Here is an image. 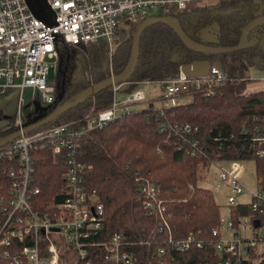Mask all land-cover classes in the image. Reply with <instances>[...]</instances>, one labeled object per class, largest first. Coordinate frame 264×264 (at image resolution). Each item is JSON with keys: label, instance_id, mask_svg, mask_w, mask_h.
<instances>
[{"label": "trees", "instance_id": "1", "mask_svg": "<svg viewBox=\"0 0 264 264\" xmlns=\"http://www.w3.org/2000/svg\"><path fill=\"white\" fill-rule=\"evenodd\" d=\"M214 5L194 2L172 15L191 39L213 47L236 46L247 23L264 15V0H220ZM134 27L130 38L118 44L111 73L104 62L108 51L105 41L73 46L59 40L56 45L59 62L63 58V65H69L73 51L84 60L82 78L72 81L66 78L64 101L125 68L137 28ZM210 28H214L216 38L204 40L202 31ZM263 40L264 25L252 31L248 39L250 46L231 53L205 55L187 48L168 25L154 24L143 32L131 82L154 84L164 89L169 80L178 76L182 65L202 60L220 66L232 80L210 95L206 90H192L190 102L169 108L161 107V94L157 99L160 104L149 100L147 106L139 107L124 119L76 140L80 160L91 166L86 177L88 188L97 190L105 207L103 230L98 240L121 234L126 243L123 248L134 257L133 264H217L227 258L233 259L235 264H264V248L259 252L250 247L249 257L241 260L231 253L217 251L212 244L213 230L220 226L221 205L211 187L199 185L200 167L208 165L222 170L220 163L233 159L245 163L253 161L258 175L264 179V157L258 154L264 149V143L252 140L256 135H264V91L245 94L252 81L248 79L250 71L264 69ZM58 73L57 86L64 80L62 73L59 80ZM113 99L114 89L108 87L51 124L83 120L91 113L109 108ZM169 123L188 124L190 130L183 138L169 135L161 130ZM192 142H198L206 154L187 153ZM70 150L57 154L52 146L32 147L37 162L33 185L41 191L34 200L36 209L41 210L43 204L60 191ZM10 162L17 164L16 159H0L1 167L9 168ZM5 178L0 171V190L10 184ZM151 187L155 190L150 200L157 208L150 212L143 202L150 195ZM232 211L235 221L239 216H250L248 207L234 206ZM190 237L189 249L174 248L173 243L187 241ZM200 241H203L202 247L198 245ZM161 247L167 252L160 253ZM64 258L61 264H73ZM77 264L87 263L82 260Z\"/></svg>", "mask_w": 264, "mask_h": 264}, {"label": "built area", "instance_id": "2", "mask_svg": "<svg viewBox=\"0 0 264 264\" xmlns=\"http://www.w3.org/2000/svg\"><path fill=\"white\" fill-rule=\"evenodd\" d=\"M206 1L47 0L56 21V25L50 26L34 15L27 0H0V96L17 88L21 102L25 89L39 90L50 112L58 98L57 83L50 81L49 76L51 69L59 66L56 46L59 40L73 46L105 41L112 51L116 38L129 23L138 25L149 17L173 16V12L186 9L191 3ZM183 66L178 76L165 84L161 107L178 105V98L192 90L213 94L214 89L232 80L218 65H211L207 75L187 74ZM248 79L254 82L251 76ZM115 90L116 86L112 105L106 110L91 113L77 122L47 125L0 147V159L9 157L17 161V164L10 162L9 168L0 164V171L10 183L0 190V262L61 264L64 256L73 264L82 260L87 264L134 263L133 255L123 248L126 243L121 234L98 240L103 230L105 207L97 190L88 188L86 177L91 166L80 160L76 143L86 133L124 119L138 110L141 103L149 101L147 92L138 90L120 102L115 98ZM24 124L20 121L17 127ZM161 130L183 138L190 125L169 123ZM252 140L264 143V135H256ZM36 145L41 148L52 146L57 154L71 149L67 152L63 185L41 210L34 206V200L41 192L33 185L37 162L32 147ZM198 152L206 154L198 142L190 143L187 153L195 156ZM258 154L264 157V149ZM228 162V167L220 173L221 180L231 188L225 206L227 214H222L220 226L213 230L212 244L218 252L231 253L241 260L249 257L250 247L259 252L264 248V179L258 175L255 165L256 187L252 188L242 178L247 171L246 163L237 159ZM154 190L151 187L150 195L143 202L150 212L157 208L150 200ZM234 206L248 207L250 216H239L235 221ZM166 227L170 229L169 225ZM191 237L173 243L174 248L189 249ZM169 240L174 242L172 236ZM198 245L202 247L203 241ZM159 252L164 254L167 250L161 247ZM217 264L235 262L227 258Z\"/></svg>", "mask_w": 264, "mask_h": 264}, {"label": "rangeland", "instance_id": "3", "mask_svg": "<svg viewBox=\"0 0 264 264\" xmlns=\"http://www.w3.org/2000/svg\"><path fill=\"white\" fill-rule=\"evenodd\" d=\"M220 0H207L204 5L209 7L215 6L214 4H219ZM139 24V23H137ZM136 25V24H135ZM134 25V26H135ZM132 24H128V27L124 28L119 36L115 40V44L113 50L111 51L109 46L106 45L108 48L107 56L104 59L105 66H107V70L111 73L114 71L113 66V57L116 51V48L119 43L130 38L133 34L132 29L135 27ZM138 27V25H136ZM216 27V26H215ZM214 28L205 29L202 31L201 37L204 40H211L215 39L216 35L212 30ZM137 30V28H136ZM264 43V40H263ZM64 60V59H63ZM60 64V62H59ZM60 66V65H59ZM52 68L50 72L49 79L52 82L57 83V72L58 76L63 72L59 69ZM84 67V60L82 55H80L77 51H73V58L68 65V72H67V79L72 81L75 78L81 79L83 76V67ZM67 65L62 64L63 71L66 69ZM251 78H253L254 83L264 84V69H253L250 73ZM64 75V74H63ZM59 76V80H60ZM138 90H144L147 92L148 100H155L157 104H160L158 101V97L162 94L163 89L160 88L158 85L149 84V83H135V82H126L116 86L115 90V98L118 101L125 100L129 95L133 94ZM251 90V89H250ZM258 92L257 90H253ZM253 91L245 92V94L254 93ZM20 90L15 88L10 90L5 95L0 96V133L6 132L8 130L16 128L20 121L27 123L31 118L36 119L40 118L46 114H48L47 106L43 102V97L41 91L33 90L31 88L25 89L23 92V101L20 102ZM180 103H187L190 102L192 96L187 94L180 96L179 98ZM147 102H143L140 104L139 107L147 106ZM70 123V122H68ZM220 165L223 168L228 167V161H222ZM247 171L242 175L244 182L252 187H256V177H255V164L253 161H248L245 164ZM207 165V167H200V176L202 179L199 181V185L211 187L214 190L216 199L218 203L221 205L220 211L223 215L227 214V208L225 207L228 204V194L231 193L230 185L221 180L220 173L221 167H212ZM212 241V239H211ZM69 263V261H68Z\"/></svg>", "mask_w": 264, "mask_h": 264}, {"label": "water", "instance_id": "4", "mask_svg": "<svg viewBox=\"0 0 264 264\" xmlns=\"http://www.w3.org/2000/svg\"><path fill=\"white\" fill-rule=\"evenodd\" d=\"M27 2L29 4L31 11L34 13L36 17L43 20L45 23H47L50 26L56 25L54 12L51 10L50 6L48 5L47 0H27ZM159 23L171 27L181 38L184 45L190 50L205 55H218V54H225V53H231L234 51L242 50L246 46H250L252 43L248 41L249 36L255 28L264 25V15H258L252 20H250L247 23V25L242 29L238 44L236 46H231V47H213L191 39L185 33L181 24L174 16H159V17L146 18L145 20H143L138 24L137 30L134 33L130 58L125 68L120 73L111 75L106 79L98 83H95L89 86L88 88L78 92L72 98L66 101H64V94H65L64 84L67 78V67L63 71L62 69L63 58H61L59 69L64 74V80L61 87L57 86L58 90L59 88H61V90L57 92L58 100L55 105V108L52 111L48 112V114L25 123L22 127H16L14 129L8 130L0 134V147L5 146L8 143L14 141L22 134L31 133L41 127L47 126L55 122L62 114L66 113L71 108L85 103L88 99L96 96L97 94L107 89L108 87H115L119 84L130 81L138 64L140 41L142 34L149 26ZM68 62H69V58H68ZM210 68H211V62L209 60L196 61L183 66V70L187 74H193V75H207L210 71Z\"/></svg>", "mask_w": 264, "mask_h": 264}, {"label": "crops", "instance_id": "5", "mask_svg": "<svg viewBox=\"0 0 264 264\" xmlns=\"http://www.w3.org/2000/svg\"><path fill=\"white\" fill-rule=\"evenodd\" d=\"M253 69H255V68H253ZM253 69H252V70H253ZM252 70H251V71H252ZM251 71H250V72H251ZM250 76H251V75H250ZM250 76H249V77H250ZM252 79H253V78H252ZM130 82H131V81H130ZM138 83H139V82H138ZM140 83H141V82H140ZM263 87H264V84H260V83H257V82L254 83V82H253V83H249V84H248V88H247V90L249 89L248 91H253V90L263 91ZM113 89H114V87H113ZM250 89H251V90H250ZM253 92H255V91H253Z\"/></svg>", "mask_w": 264, "mask_h": 264}, {"label": "flooded vegetation", "instance_id": "6", "mask_svg": "<svg viewBox=\"0 0 264 264\" xmlns=\"http://www.w3.org/2000/svg\"><path fill=\"white\" fill-rule=\"evenodd\" d=\"M63 63V62H62ZM68 65H67V72H68ZM62 84H63V82H62ZM62 84L61 85H58L59 87H61L62 86ZM64 87H65V84H64Z\"/></svg>", "mask_w": 264, "mask_h": 264}]
</instances>
